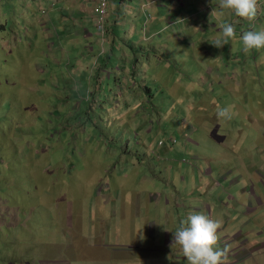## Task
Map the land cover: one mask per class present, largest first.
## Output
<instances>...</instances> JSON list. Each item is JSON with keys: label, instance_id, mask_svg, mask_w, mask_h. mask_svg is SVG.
Returning a JSON list of instances; mask_svg holds the SVG:
<instances>
[{"label": "rangeland", "instance_id": "1", "mask_svg": "<svg viewBox=\"0 0 264 264\" xmlns=\"http://www.w3.org/2000/svg\"><path fill=\"white\" fill-rule=\"evenodd\" d=\"M132 3L127 0L124 6L135 28L123 24L130 23L128 17L121 18L116 60L109 62L112 74L114 66L129 65L127 57L135 52L128 42H143L138 44L139 77L130 81L133 90L124 97L126 81L99 80L96 67L107 57L109 39L102 42L94 19L92 36L84 35V15L73 0H0V264L165 262L161 253L148 251L156 245L166 250L162 217L155 218L156 242L147 235V226L120 228L117 222L129 221L117 215L119 206L111 211L102 204H107L104 196L111 195L116 203L133 189L171 201L166 191L177 188L178 201L167 208L179 212L182 220L193 206L212 211L222 221L218 246L227 253L243 245L239 235L250 239L246 234L256 235V230L264 237V204L259 203H264V49L245 52L241 40L244 31L264 27V0H259L252 21L233 18L219 8L218 0H199L197 5L186 1L184 8L170 1L164 14L175 22L164 21L152 40L145 38L155 33L150 25L156 7L148 10L147 19L138 3ZM193 8L194 18L189 16ZM224 22L236 26V36L216 47L209 41L221 35ZM98 43L102 47L90 51L88 45ZM140 84L150 91L140 90ZM217 106L230 107L233 118H218ZM173 140L177 143L171 146ZM161 141L175 149L164 156L158 151L164 148ZM128 146L135 153L132 160ZM147 146L157 149L156 160L137 156ZM246 158L255 162L253 170ZM210 165L223 175L222 186L211 195L210 190L205 195L185 193L184 188L200 183L191 182L193 173L197 175L194 168L205 172ZM130 167L139 169L140 176ZM241 178L250 193H226ZM140 196L148 200L142 192ZM246 206L259 207L249 214ZM102 217L105 224L99 221ZM99 242L104 250L94 246ZM179 248H168L172 255L167 264H187Z\"/></svg>", "mask_w": 264, "mask_h": 264}, {"label": "crops", "instance_id": "2", "mask_svg": "<svg viewBox=\"0 0 264 264\" xmlns=\"http://www.w3.org/2000/svg\"><path fill=\"white\" fill-rule=\"evenodd\" d=\"M126 1L127 0H117L116 2H113V4H111V8H110L111 10H110L109 18H108L109 19L108 20V31H107L109 33V36L112 35V30L115 29V32L116 31L118 32L122 28V26L120 25L121 21H122V19H121L122 17L124 19H125V17H128L127 20L130 23L126 24V22H124L123 24L126 26H129V28L131 27V31H133V27L135 28V24L133 23V19L130 18L129 16H127V14H125L126 11H125L124 5H125ZM170 1H172V4H175L178 2L177 4H179L180 7L184 8L186 6V4H185L186 1H188L189 3L193 2L195 5H197L199 0H174V1L173 0H145V1L144 0H131V2H133L132 4L138 3V7H140L145 12L144 17L147 19H149L148 17L150 16V14L148 13V10H151L154 6L156 7V8H154L155 22L150 25L153 29V32H155V33L146 37L145 40H147V39L152 40V38L159 36L160 34L158 35L157 33H159L161 30L164 29L163 28L164 27V21H167V22L172 23V24H173V22H175L173 19H170L168 16H166L164 14L167 12L166 10L168 7V3ZM201 1L204 4L213 3V0H201ZM73 5H74L73 7L79 8V11H80L79 14L84 15L85 21L82 23L84 35L86 37H91L93 33H92L89 25L93 22V19L95 17V15H94L95 0H73ZM193 10L194 11L191 14H189V16L196 14V11L194 8H193ZM187 11H189V10H187ZM199 13H201V12H199ZM73 14H77V12H73ZM162 14L164 16H162ZM146 15H147V17H146ZM216 16H217V14H216ZM232 16L234 18V13ZM135 17L136 16L134 15V18ZM192 18H194V16H192ZM230 19H231V16H230ZM183 20H186V19H183ZM158 27H160L161 29L158 30L157 29ZM125 28H127V27H125ZM127 37H128V32L125 33L124 38H127ZM130 37H132V35ZM130 39L131 38H129L128 41ZM120 40H121V38H118V41H120ZM123 42H125V39L122 40V44L125 46L126 43H123ZM139 42H137V41L133 42V45L135 46V48L138 46V44L140 47L142 46L143 42L142 41L140 43ZM118 44L120 45V43H118ZM88 47L90 48V51L95 52V47H102V46L98 43V45L89 44ZM103 48L105 49V44H103ZM124 51H125V49H124ZM132 57L134 58V54ZM132 57L129 56V58H132ZM138 58H140V57H138ZM198 59H203V57L198 56ZM116 74L119 77L121 76L117 72H116ZM92 77H93V74L91 75V78ZM120 84H123V83L120 82ZM85 90L87 93H90L91 87H86ZM126 91L129 92L126 87L123 88L121 95L124 97H127L131 91L129 93H127ZM133 97H134V95H133ZM217 142L221 143L220 141H217ZM153 145H155V143H153ZM162 147H164V148L159 149L158 151L162 152L164 156L168 155L173 149H175V146L174 147H171V146L167 147V146L162 145ZM263 147H264V141H263ZM155 151H157V149L154 148V150H151L147 146L146 151H143L142 153H139V154L137 153V156H140V157L141 156H148V157L155 159V158H157ZM127 152L129 153V156H130L129 160H132L131 157L135 156V153H133V151L129 150V146L127 148ZM129 160H128V162H129ZM210 160H212V159H210ZM154 163H156V161H154ZM244 163L249 165L251 170H253L255 167L254 166L255 162H250L249 159H247V158L244 159ZM138 164L141 165L139 162H138ZM194 170L197 172V175H195L193 173L194 177L192 178L191 182L195 184L196 182L200 181V183L196 188H193V189H185L184 188L185 193L194 194L197 192V195H205V194H207L206 190H210L208 194L211 195L217 188H220L222 186L221 179H223V175L219 174L215 168L211 167V165L209 166L208 170H206L205 172L203 170L200 171L196 167L194 168ZM131 171H133V174L137 173V175L140 176L139 169L134 170L133 167H130V172ZM198 171H200V173H198ZM125 174L126 175L129 174V171L125 170ZM256 174L261 177V175L258 172H256ZM215 175H217L218 178H215ZM204 176H207L208 178L206 177L204 179ZM167 177L169 178L170 176L168 175ZM157 179H159V182L162 181V179H160V178H157ZM182 179L186 180L187 178H182ZM144 180H145V182H148L149 177L146 176ZM163 180H165L166 183L169 182V180H167V178L163 179ZM239 183H240L241 187L238 188ZM239 183L231 182L229 184L228 188L225 190L226 193H229V191H231L232 189H237V192L249 194L251 191L249 189L250 185L247 187L248 182L245 180V178H241L239 180ZM260 189L262 191H264V183L262 180L260 181ZM221 190H224V189H221ZM124 192H125V195L123 197V200H122V195L118 194L117 196H120V195L121 196L119 197L120 200L118 198H116V203L112 199L111 195L104 196L107 199V204H105L102 201L104 208L112 211L116 208V205H118L119 206L118 207L119 213L117 215L121 214L123 216L125 222L129 221V223H121V222L115 221V222H117V225L120 228H122V227L128 228L129 227L131 229H138V228H143V227L145 228V226H147V235L149 236V238H153L156 242L158 241L159 238L157 237L158 229H157V226L155 223V218L156 217H162L164 219L163 223H164L165 228L164 229L161 228L160 230H163L162 239L165 241L166 250L164 249L163 246L156 245V246L150 248L148 251L161 253L162 258L165 260V262H161L160 264H167V261H169L168 257L172 255L171 252H168V248L172 245V240H173V235H174L173 231H175L180 226V223L183 219L179 212L177 214H174L167 207L169 205H172V201H174V200L176 202L178 201L179 190L177 188H175V190L166 191L170 195L171 201H169L167 199L164 200L163 194L161 195V194L156 193V192L152 193L151 191H149L147 193L145 190L133 189L132 191H128V193L126 191H124ZM141 192L148 197V200L144 199L140 196ZM99 197H101V195H99ZM145 203H146V205H145ZM259 203H260V207H262V205L264 204L263 199H260ZM161 204L166 205V207L165 208H159L157 210H155L153 208L154 205L160 207ZM205 207L208 208L207 205H205ZM258 207L246 206L245 208L249 212V214H252L258 210ZM201 210H202L201 206H199V208H195L193 206L192 211H186L185 217H187V214L190 212H201ZM156 212H158V213H156ZM160 213L163 216H160ZM100 214H104V211H102ZM208 214L214 218V216H213L214 213L212 211H209ZM117 215H114V216H117ZM173 217H174V219L172 220ZM99 221L102 224H103V222H104V224L106 223L103 217H102V220L99 218ZM83 222H84L83 219H81L79 221L80 231H81V228L84 227ZM126 228H124V229H126ZM234 230H236V226L234 227L233 231ZM134 231H136V230H134ZM104 232H105V230H104ZM255 233H256V235H254L250 231L246 234V236L251 237L250 239L245 238L243 236L244 234L239 235L238 239H240L241 241H244L243 245L235 246L230 251V253H227V255L229 254L228 255L229 259L228 260L226 259V261H228V262L225 264H264V237L261 234L257 233L256 230H255ZM82 240L88 244L87 238L82 237ZM83 241H81V242H83ZM94 246L99 250L105 249L104 244L101 242L96 243ZM137 248H144V247L140 245ZM179 251L183 252L181 248H179Z\"/></svg>", "mask_w": 264, "mask_h": 264}, {"label": "clouds", "instance_id": "3", "mask_svg": "<svg viewBox=\"0 0 264 264\" xmlns=\"http://www.w3.org/2000/svg\"><path fill=\"white\" fill-rule=\"evenodd\" d=\"M218 3L222 11H229L249 21L256 19L260 9L259 0H218ZM220 31L219 37L209 41L216 47L228 44L229 40L236 36V26L231 22L222 23ZM241 40L245 52L264 49V27L260 29L253 27L244 31ZM217 117L231 120L233 112L230 107L217 106ZM176 143L177 141L171 143V146ZM221 228L220 219L213 218L205 212H190L173 231L171 246L174 244L180 246L187 264H225L227 251L218 246L222 236ZM168 259H171V256Z\"/></svg>", "mask_w": 264, "mask_h": 264}, {"label": "trees", "instance_id": "4", "mask_svg": "<svg viewBox=\"0 0 264 264\" xmlns=\"http://www.w3.org/2000/svg\"><path fill=\"white\" fill-rule=\"evenodd\" d=\"M108 31V29H107ZM116 33H115V29L112 30V35L109 36V33L107 32L106 33V38L109 39V52L107 54V57H104L102 58L101 60V63L97 65V72H100V75H99V80H102V78H105L104 76H106L108 79L113 77L114 79H117L119 80L121 83H123L124 81H126L128 83V87L127 90L130 92L132 91L133 89L130 88V86L133 84L131 82H133L136 77H139V70H138V65L140 63V58L139 57V53H141V49L137 46L135 48V46L133 45V42H128L130 43V46H131V50L132 52H135L134 54L137 56L136 58H128L127 57V61L130 63L129 65H126L124 64V67H120L118 68L117 66H114V70H113V74L109 67V62L111 60H116V59H113L116 57V54H115V50H117V45H119L116 41ZM99 56V55H98ZM125 61V60H124ZM116 72L118 74H122L121 77H119ZM131 81V82H130ZM137 85V84H136ZM134 85V86H136ZM140 90H146V91H150V89L148 88H143L142 84H140Z\"/></svg>", "mask_w": 264, "mask_h": 264}, {"label": "built area", "instance_id": "5", "mask_svg": "<svg viewBox=\"0 0 264 264\" xmlns=\"http://www.w3.org/2000/svg\"><path fill=\"white\" fill-rule=\"evenodd\" d=\"M111 3L110 0H98L94 6V20L98 27L99 34L102 42L106 41V33L108 29V18L110 14ZM150 18V16L148 17ZM176 140H173L172 143H175ZM164 143L161 141L160 145Z\"/></svg>", "mask_w": 264, "mask_h": 264}]
</instances>
